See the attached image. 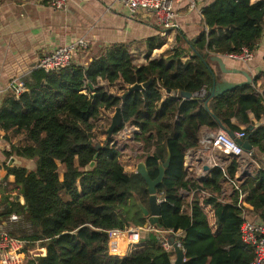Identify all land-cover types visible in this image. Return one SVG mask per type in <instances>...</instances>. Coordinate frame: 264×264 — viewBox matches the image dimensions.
Returning <instances> with one entry per match:
<instances>
[{"label": "trees", "instance_id": "obj_1", "mask_svg": "<svg viewBox=\"0 0 264 264\" xmlns=\"http://www.w3.org/2000/svg\"><path fill=\"white\" fill-rule=\"evenodd\" d=\"M203 15L209 31L191 43L193 52L186 62L176 50L170 57L137 65L127 46L114 45L87 67L74 64L47 73L35 66L20 79L27 91L19 98L12 91L0 101V139L12 149L3 155L36 163L34 170L7 167V175L15 179L11 192L21 194L24 203L10 194L0 204V219L18 213L26 223L11 235L31 249L46 250L29 256L26 264H173L175 252L162 247L155 231L145 234L127 255L129 244H117L133 227L149 223L136 200L139 196L149 206L138 164L143 161L156 179L169 152L171 162L158 187L166 201L161 204V227H155L169 239L184 232V264H252L254 248L241 239L244 219L238 197L232 203L219 199L225 174L235 178L239 162L233 160L225 170L215 167L198 181L189 178L185 157L201 146L205 129L233 134L242 129L237 124L245 126L252 146L264 152V125L256 126L252 118L264 117V94L255 88L264 72L253 84L210 97L207 105L199 97L164 98L161 89L202 93L213 86L216 75L205 54H236L243 47L255 51L264 36V0H216ZM151 79L146 89L130 92L134 84ZM118 108L123 122L114 135L128 124L137 126L139 153L129 143L119 146L108 138ZM96 143L101 144L96 165L87 171ZM243 189L264 221V169L247 177ZM182 190L195 191L191 202Z\"/></svg>", "mask_w": 264, "mask_h": 264}, {"label": "crops", "instance_id": "obj_2", "mask_svg": "<svg viewBox=\"0 0 264 264\" xmlns=\"http://www.w3.org/2000/svg\"><path fill=\"white\" fill-rule=\"evenodd\" d=\"M51 1L1 0V72L2 68H5V71L17 69V72L24 75L34 65L36 66L37 61L44 54L59 46L73 43L80 38H85L90 44L88 50L79 49L77 52L75 64L80 66H89L93 60L103 56L114 45L127 46L137 65L146 64L151 58L170 57L176 50L183 52L182 61L186 62L191 58L193 52L191 43L196 40L199 34L209 31V27L204 20L203 10L216 0H182V2L177 3L175 5L177 12L176 26L172 30H167V33H164L165 29L157 22L154 12L142 11L131 16L129 9L123 6L120 0H68L65 8L60 10L54 9L51 6ZM253 1L256 2L258 0ZM151 46L154 48L150 53ZM254 52L255 59L252 64L247 66L236 61L230 55L212 54L221 55L228 69L246 70L255 79L257 75L264 72V64L262 63L264 36L258 42ZM148 54H151L149 58ZM10 64H12V67L9 68ZM211 64L218 80L230 82H243L246 80V77L241 73H223L218 63L212 62ZM255 88L258 92L264 94V77L258 80ZM163 96L167 98L172 95L164 91ZM252 118L256 126L264 125V117L260 120H256L253 116ZM237 125L240 128L245 127L244 125ZM209 130L205 129L203 132ZM138 145L142 148L141 143ZM253 149L259 162H262L264 152L258 147H253ZM199 150H201V147L190 150L185 157V163L194 166L193 168L196 166L194 170L187 169L189 178L198 181L204 178L197 173L199 169L203 168V165H197L198 161L202 159L199 157V152L197 154ZM27 161L30 164L28 169L34 170L36 167L35 160L27 159ZM238 162L239 169L237 170L236 179L243 185L246 178L252 176L256 169L249 165V162L244 157L240 158ZM202 170L205 171L204 169ZM208 173L205 172V177ZM7 177L9 183H14V176ZM10 194H13V199L17 201V194L0 187V204H2L3 196H9ZM182 194L188 202H191L193 191L182 190ZM234 198H237V195L231 183L227 181L219 199L226 203H232ZM246 211L248 218L261 220L253 211V206L248 202H246ZM215 225L213 220L212 226L214 228L216 227ZM146 226L133 229L140 236L143 231L146 234L150 232L145 230ZM133 229L129 232L133 231ZM157 233L160 238L166 237L162 231ZM182 235H184L182 230L175 233L176 237ZM141 242L142 240L140 239L135 248ZM132 243H130L129 247ZM39 248L41 249V247ZM45 252L46 250L44 249V251L35 252V254ZM127 254L128 250L125 255ZM175 259L176 253L173 255L172 261L174 262Z\"/></svg>", "mask_w": 264, "mask_h": 264}, {"label": "built area", "instance_id": "obj_3", "mask_svg": "<svg viewBox=\"0 0 264 264\" xmlns=\"http://www.w3.org/2000/svg\"><path fill=\"white\" fill-rule=\"evenodd\" d=\"M67 1L68 0H52L51 6L56 10L64 9ZM120 2L129 9L131 16L142 11L154 12L157 22L165 29L164 33H167V30H172L176 26L177 12L175 10V5L182 2V0H120ZM89 47V42L85 38H80L73 43L59 46L44 54L37 61L36 67L43 69L47 73L60 71L75 64L79 49L88 50ZM230 56L247 66L254 61L255 52L247 47H243L241 52L230 54ZM11 88L17 98L27 91L24 82L20 79L16 83H13ZM161 91L164 92L166 90L161 89ZM83 92L86 93V89H84ZM137 132H139L137 126L128 124L116 135H113V144H118L120 146L122 142L133 140ZM246 135L244 128L233 134L228 133L224 129L202 132L200 140L201 150L197 151V154L199 152V157L202 159L198 161L197 165L200 166L199 164H201L204 166L206 163H211L213 168L220 167L225 170V168L230 165L231 161H238L240 158L244 157L249 162V165L253 166L256 170L264 169V159L262 162H259L254 149L246 150L239 143V140H246ZM0 150L3 152L12 151L10 144L2 139H0ZM185 167L186 170H194L196 168V166L193 168L194 166L188 163H185ZM2 168L3 164L0 163V184L2 183L4 175ZM202 169L203 168L199 169L197 173L205 177L206 171ZM225 177L233 186L238 197L237 207L240 208L243 213L242 217L244 220L240 230L241 239L244 244L254 248L255 255L252 264H264V221L253 220L247 217V193L244 191L243 185L236 177L230 178L227 174H225ZM193 194H195V191H193ZM204 194L210 196L207 192H204ZM157 198L160 205L166 201L164 192L158 193ZM1 210L2 207L0 206V211ZM25 224L23 216L18 213H12L0 219V264H26V260L29 256H33L35 252L44 251V248L40 249L39 246H37L38 248L36 249H31L28 247V242L11 235V232L16 230L18 226H25ZM145 230L155 232L161 231L150 223L146 226ZM182 236H178L176 241L180 246H182L180 241ZM160 242L164 249L174 251L169 238L162 237L160 238Z\"/></svg>", "mask_w": 264, "mask_h": 264}, {"label": "water", "instance_id": "obj_4", "mask_svg": "<svg viewBox=\"0 0 264 264\" xmlns=\"http://www.w3.org/2000/svg\"><path fill=\"white\" fill-rule=\"evenodd\" d=\"M204 59L205 60L210 59L212 62L218 63V65H219V67L223 73H241L246 77V80L243 82H230V81H226V80H218L217 76L215 75V81L213 83V86L209 90H202L203 94L200 92L199 93H192V92H188V91L171 90V89H167L166 92L168 94H171L173 97H177V98H181V99H192L194 97H199L201 99V101L205 105H207L208 99L210 97L218 96V95H220L224 92H227L229 90H232L234 88L243 86L245 84L250 85V84H253V82H254V77L252 76V74L250 72H248L246 70L237 69V68L228 69L226 67V64H225L222 56L219 54L207 53L204 55ZM33 67H35V65ZM152 83H153V79H151L145 83H136L130 88V92L136 91V90L142 91V90L146 89L147 87H149ZM90 87L93 88V85L90 84ZM126 96H127V94L123 96V99H125ZM122 122H123V120H122L121 109L118 108L116 113L114 114V116L112 118L111 126L108 129V138L113 137L116 129L122 125ZM253 128H254V126L249 127L250 130H253ZM239 143L246 150H252L253 149V146L250 143L249 139L239 140ZM100 148H101V144L96 143L95 149H96L97 153L94 155V158L90 162V164L86 166L87 171H90L95 167ZM170 162H171V153L169 152L167 160L164 162V164L160 165V167H159L160 173L156 179L151 178V176L148 172V169L146 167V164L143 161H141L137 167V172L142 175V177L145 179V181L147 183V189H148V192L150 195L149 206L148 207L145 206L139 196H136V200H137L138 206L142 210L144 216L148 217L149 223L153 226L161 227L160 218H161L162 212H161V205L159 204L158 198H157L158 187L164 181L165 171L169 167ZM29 165L30 164L26 158H21V157L17 156L16 154L12 155L8 160V166L9 167L17 166V167H24V168L28 169ZM203 169L206 172H210L213 169V166L211 163H206V164H204ZM16 199L18 202L24 203V198L21 194H17ZM148 235H149V232H147L146 236H148ZM170 243L173 245V249L176 253V259L173 262V264H184L185 252H184L182 246H180L176 242V236H172L170 238Z\"/></svg>", "mask_w": 264, "mask_h": 264}, {"label": "rangeland", "instance_id": "obj_5", "mask_svg": "<svg viewBox=\"0 0 264 264\" xmlns=\"http://www.w3.org/2000/svg\"><path fill=\"white\" fill-rule=\"evenodd\" d=\"M10 67H12V64L9 65V68ZM27 67L29 68V66H27ZM0 70H1V68H0ZM3 70H4V72H3ZM16 70L17 69H12L10 71L9 70L5 71V68H2V72L0 71V101L5 96H7L9 93L12 92L11 85H13V83H16L19 79L22 78V76H23L22 73H19ZM125 143L131 144L132 147L135 150V153H139L141 151V146L138 145L140 142H138L136 140H134L132 142V140H129V141L120 143V146H122V144H125ZM3 153H5V152L0 150V163L3 164V168L2 169H3V172H4L3 180H2V183L0 184V187L1 188L2 187L6 188V190L15 191L14 183H9L8 182V177L6 175L7 172H8L7 171V167H9L8 166V160H9L10 157L7 158L5 155H3ZM59 172H60V177L63 178V172H64V166L63 165H60ZM133 228H135V227H133ZM137 228H135V229H137ZM143 232H141L140 236L138 235V232L135 231L134 229L131 232L124 233L122 235V237H118V239H117L118 243L117 244H119V245L129 244L130 245V243L133 242L132 245L128 249V253H129L140 242V239L141 240L143 239V236L146 234V232H144L145 234ZM138 237H139V240L137 241ZM135 241H137V242H135Z\"/></svg>", "mask_w": 264, "mask_h": 264}]
</instances>
